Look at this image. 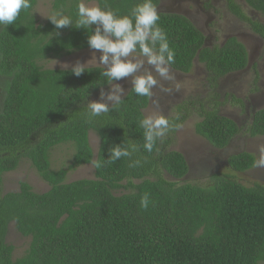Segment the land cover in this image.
<instances>
[{"label":"trees","instance_id":"trees-1","mask_svg":"<svg viewBox=\"0 0 264 264\" xmlns=\"http://www.w3.org/2000/svg\"><path fill=\"white\" fill-rule=\"evenodd\" d=\"M40 1L31 0L32 7L22 9L16 21L0 26V183L28 160L50 189L39 194L21 183L19 192L0 193V264H264V187L248 188L224 173L212 175L209 187L166 179L181 181L189 173L185 157L170 151L190 115L189 102L179 106V117L169 119L170 130L151 152L143 147L139 126L149 97L131 89L119 105L90 118L88 103L109 86L104 68H85L77 77L72 70H46L40 64L90 49L95 25L57 29L50 19L40 24L35 16ZM227 1L231 13L264 39V25L247 17L235 0ZM244 1L264 16V0ZM79 2L52 0L51 13L63 11L75 21ZM84 2L126 15L137 0ZM153 3L158 8L160 0ZM159 15L157 23L175 51L172 70L190 74L198 61L215 90L220 79L248 67L249 53L237 38L210 48L186 17ZM216 98L200 104L196 133L226 150L241 129L220 114ZM92 133L100 141L96 155ZM248 134L264 137V110L254 114ZM121 142L134 143L138 151L108 162V149ZM64 145L72 146L73 163L55 171L51 153ZM255 162L254 155L240 153L228 166L243 174ZM88 165L94 166V179L67 182L70 171ZM145 194L146 209L140 204ZM12 224L30 240L21 258H14L15 247L6 241Z\"/></svg>","mask_w":264,"mask_h":264},{"label":"rangeland","instance_id":"rangeland-1","mask_svg":"<svg viewBox=\"0 0 264 264\" xmlns=\"http://www.w3.org/2000/svg\"><path fill=\"white\" fill-rule=\"evenodd\" d=\"M235 2L247 17L264 25L262 14L249 7L244 0H235ZM85 3L89 6L97 5ZM157 9L159 14H177L189 19L206 37L207 47H222L230 38L235 37L249 53L248 67L242 72L220 79L215 90L205 66L198 61L195 62L190 74L178 73L170 68L171 80H164L153 72L159 84L153 89L150 105L144 112L145 116L164 115L168 119L179 117L181 115L179 106L189 102L187 108L190 115L174 135L170 148V151L179 152L185 157L189 173L181 181L168 176L166 179L178 184L209 187L212 184L210 182L212 175L224 173L231 174L234 180L248 188L256 184L264 187V166H255L254 169L243 174H235L228 166L229 158L240 153L252 154L258 161L261 155L259 146L264 145V137L252 138L248 134L254 114L264 110V39L256 34L248 23L231 13L227 0H160ZM35 10L38 22L46 23L49 20L47 16L52 14V0H41ZM99 55V52L88 49L58 59L50 58L40 65L46 70H71L79 61L86 64L85 68H104L99 63ZM93 56L97 59L92 60ZM147 68L148 66L145 65V69ZM131 80V77H127L111 83L112 86L119 84L122 87L124 90L122 99L133 88ZM112 86L109 85L103 91H110ZM214 91L217 94H214ZM100 92L94 95L91 101L100 100ZM214 95H217L216 100L220 104V114L236 122L241 129L240 135L226 150L214 148L196 133V126L202 121L199 114L200 104L207 103ZM90 143L96 155L100 141L94 133L90 135ZM73 157L74 150L71 145L54 149L51 153L52 169L55 171L67 169L72 165ZM94 175L93 165L83 166L70 171L67 182L94 179ZM21 183L29 184L39 194L46 193L50 189L28 160L22 161L17 171L2 177L0 193L4 195L19 192ZM6 241L15 247L14 258L24 256L30 245V240L23 238L14 224L9 228Z\"/></svg>","mask_w":264,"mask_h":264},{"label":"clouds","instance_id":"clouds-1","mask_svg":"<svg viewBox=\"0 0 264 264\" xmlns=\"http://www.w3.org/2000/svg\"><path fill=\"white\" fill-rule=\"evenodd\" d=\"M31 7V0H0V26L12 24L22 9L28 10ZM76 15L75 21L63 11H56L47 17L57 29L75 24L77 28L91 30V26L95 25L87 42L90 49L100 53L98 60L104 66L101 75L108 80L110 86L113 81L131 77L132 91L137 96L151 98L153 89L159 84L153 72L164 80L172 79L170 65L175 62V51L170 47L166 31L157 23L160 15L153 0H137L126 15L119 14L106 4L104 7L89 6L84 0H80ZM96 59L97 57H92V60ZM85 65L77 61L71 69L73 74L77 77L82 75L86 70ZM145 65L148 66L147 69ZM123 92L119 84L112 86L108 92L101 90L100 100L90 101L87 105L89 117L107 113L110 105H119ZM139 126L143 129V147L151 152L156 141L170 130V121L164 115H147L139 120ZM136 151L138 148L134 143L121 142L108 149L107 160L115 162L122 157H131ZM259 152L260 159L255 162L257 167L264 166V145L259 146ZM138 163L139 161H135L131 166ZM93 164L97 168L101 167L98 161H93ZM149 203L147 194L141 197V207L146 209Z\"/></svg>","mask_w":264,"mask_h":264},{"label":"bare ground","instance_id":"bare-ground-1","mask_svg":"<svg viewBox=\"0 0 264 264\" xmlns=\"http://www.w3.org/2000/svg\"><path fill=\"white\" fill-rule=\"evenodd\" d=\"M53 14V13H52Z\"/></svg>","mask_w":264,"mask_h":264}]
</instances>
